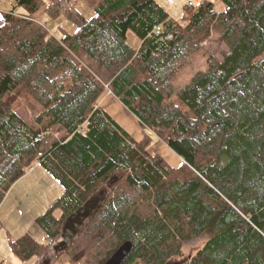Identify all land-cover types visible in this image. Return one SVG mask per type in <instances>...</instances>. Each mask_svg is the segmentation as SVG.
Here are the masks:
<instances>
[{"label":"trees","instance_id":"1","mask_svg":"<svg viewBox=\"0 0 264 264\" xmlns=\"http://www.w3.org/2000/svg\"><path fill=\"white\" fill-rule=\"evenodd\" d=\"M80 1L91 17L76 0H13L0 17V204L35 163L63 188L34 219L46 241L25 232L11 251L38 261L106 187L58 264H103L125 240L122 264H166L202 237L181 264H264V0H202L179 19L156 0ZM43 14L76 28L53 34ZM106 92L140 139L98 105Z\"/></svg>","mask_w":264,"mask_h":264},{"label":"rangeland","instance_id":"2","mask_svg":"<svg viewBox=\"0 0 264 264\" xmlns=\"http://www.w3.org/2000/svg\"><path fill=\"white\" fill-rule=\"evenodd\" d=\"M161 3L175 19H179L183 13V7L188 4V0H156ZM8 1L6 0L5 3ZM10 2L13 3V0ZM76 4L81 13L89 18L93 12L82 1L76 0ZM12 7V5H11ZM18 11L19 9L16 8ZM41 21H45L46 27L53 34H58L57 25H62L68 32L75 30V25L69 21L64 15L60 14L56 18L49 17L45 14L40 16ZM206 48L212 53L217 54L220 43L215 39H210L204 42ZM116 110L113 115L119 123L129 131L134 137H140L142 132L139 123L133 115L124 111ZM32 113H28L29 117ZM144 133V130H143ZM151 150L160 153L165 160L171 165H175L177 155L173 153L164 143H157L151 146ZM36 164V163H35ZM33 166H38V165ZM32 166V167H33ZM31 167V168H32ZM27 173V172H26ZM29 174V173H28ZM121 177L117 174L112 182H115ZM22 186V187H20ZM103 195L106 192V187H102ZM62 187L60 183L47 171L44 167L39 166L33 173L27 175L24 179L17 180L12 187H10L6 197L4 206L0 209V261L6 264H58L54 261L55 250L53 245L44 253L38 260L34 258L23 261L20 260L9 247V240L16 239L25 232L31 233L36 239L46 241L45 234L34 223L35 217L43 213L52 203V201L61 195ZM58 215L59 212H56ZM60 236L56 239V242ZM55 242V243H56ZM204 242V238L187 242L182 248V255L180 257L170 258L166 264H181L188 257H190ZM54 243V244H55Z\"/></svg>","mask_w":264,"mask_h":264},{"label":"water","instance_id":"3","mask_svg":"<svg viewBox=\"0 0 264 264\" xmlns=\"http://www.w3.org/2000/svg\"><path fill=\"white\" fill-rule=\"evenodd\" d=\"M102 198L103 191L100 190L98 194L91 196L80 208L64 220L61 228L60 239L52 246L55 252L64 250L75 238L81 226L99 206ZM131 248V242L129 240H125L116 249H114L103 264H122L126 256L130 253Z\"/></svg>","mask_w":264,"mask_h":264},{"label":"crops","instance_id":"4","mask_svg":"<svg viewBox=\"0 0 264 264\" xmlns=\"http://www.w3.org/2000/svg\"><path fill=\"white\" fill-rule=\"evenodd\" d=\"M6 0H0V17H1V14L5 13V12H8L10 9H11V5H12V2H10L11 0H7L8 2L5 3ZM0 24H1V18H0ZM98 105L103 107L114 119L116 118L114 115H113V112L115 113L116 110H119L120 112H123L124 115L128 116V114H126L124 111H126L125 107L120 103L118 102L117 100H115L109 93H104L102 94V96L100 97L99 101H98ZM128 111V110H127ZM128 113H130L128 111ZM131 114V113H130ZM132 115V114H131ZM134 116V115H133ZM136 119V118H135ZM116 120V119H115ZM118 121V120H117ZM119 122V121H118ZM136 122L138 123V120L136 119ZM140 125V124H139ZM140 129H141V136L140 137H134L129 131V133L135 138V139H140L142 136H143V129L142 127L140 126ZM160 144V143H159ZM180 162V158L177 156V159L175 160V165H177L178 163ZM35 165H38V164H35ZM39 166L41 165H38V166H33L32 168H30L27 173H25L22 177H20L18 179L21 180V179H24L27 175L33 173ZM29 173V174H28ZM17 182V181H16ZM15 184V183H14ZM13 186V185H12ZM11 186V187H12ZM22 187V186H20ZM62 187V186H61ZM9 191V190H8ZM62 191H63V188H62ZM8 193V192H7ZM6 193V195H7ZM5 195V197H6ZM4 197V199H5ZM2 201V203L0 204V209L4 206V200Z\"/></svg>","mask_w":264,"mask_h":264},{"label":"built area","instance_id":"5","mask_svg":"<svg viewBox=\"0 0 264 264\" xmlns=\"http://www.w3.org/2000/svg\"><path fill=\"white\" fill-rule=\"evenodd\" d=\"M201 1H202V0H188V3H189V5H191V6H196V5H197L199 2H201ZM153 31H154L156 34L160 33V32H161V26H160V25L155 26V27L153 28ZM167 37L170 38V37H171V34H169Z\"/></svg>","mask_w":264,"mask_h":264}]
</instances>
